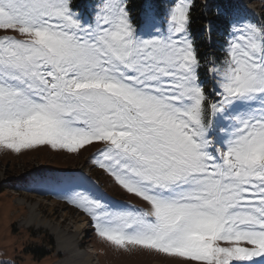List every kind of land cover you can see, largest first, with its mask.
Listing matches in <instances>:
<instances>
[{
  "label": "snow or ice",
  "instance_id": "obj_1",
  "mask_svg": "<svg viewBox=\"0 0 264 264\" xmlns=\"http://www.w3.org/2000/svg\"><path fill=\"white\" fill-rule=\"evenodd\" d=\"M193 8L144 0L137 22L133 0H0V149L101 145L97 166L145 207L58 183L116 248L264 264V23L233 12L204 54Z\"/></svg>",
  "mask_w": 264,
  "mask_h": 264
},
{
  "label": "rangeland",
  "instance_id": "obj_2",
  "mask_svg": "<svg viewBox=\"0 0 264 264\" xmlns=\"http://www.w3.org/2000/svg\"><path fill=\"white\" fill-rule=\"evenodd\" d=\"M199 1L206 3L205 0ZM235 1L240 7L234 12L254 22L264 23V0ZM141 10L142 7L133 11L137 22ZM209 27L211 34L215 31L216 35L207 37L205 53L215 52L218 56L228 24L216 30L218 26L209 22L207 33ZM202 78L208 79L204 73ZM207 87L211 88L210 80ZM99 147V144L87 146L79 153L54 151L46 146L19 153L0 149V264H56L69 257V254L59 253L56 237L50 230L38 227V223L30 225L32 213L29 207L38 200L41 204L36 213L41 211L43 218L54 223L61 222L63 228L70 230L76 224L85 225L78 238L82 251L93 252L94 264H179L173 258L154 252L119 249L101 240L91 218L65 198L66 188L58 181L75 176L85 178L83 187L77 190H86L102 203L117 208L145 207L139 198L127 193L97 166L93 157ZM22 200L26 202L24 205H20Z\"/></svg>",
  "mask_w": 264,
  "mask_h": 264
},
{
  "label": "trees",
  "instance_id": "obj_3",
  "mask_svg": "<svg viewBox=\"0 0 264 264\" xmlns=\"http://www.w3.org/2000/svg\"><path fill=\"white\" fill-rule=\"evenodd\" d=\"M205 1L206 3H203L199 0H194V8L192 11V36L196 41L200 52L204 54H206L205 51L207 49V37H213L216 35L215 31L210 35L207 33V24L210 22L215 27L218 23L227 25L231 14L240 7V5L235 0ZM143 2L144 0H133L134 9L141 8L143 6ZM39 256H43V254L41 253Z\"/></svg>",
  "mask_w": 264,
  "mask_h": 264
},
{
  "label": "bare ground",
  "instance_id": "obj_4",
  "mask_svg": "<svg viewBox=\"0 0 264 264\" xmlns=\"http://www.w3.org/2000/svg\"><path fill=\"white\" fill-rule=\"evenodd\" d=\"M241 1L245 2V0ZM247 4L249 3L247 2ZM25 203V200H22L20 205H24ZM40 204L41 201L38 200L35 205L29 207L30 212L32 213L29 222H31L30 225L38 223V227L50 230L51 234L56 237L59 253L69 254L67 259H62L63 261H59L56 264H94L92 259L93 252L82 251L80 240L78 238L79 232L85 225L76 224L73 230L63 228L61 222L54 223L53 220L43 218L41 211L36 213Z\"/></svg>",
  "mask_w": 264,
  "mask_h": 264
}]
</instances>
